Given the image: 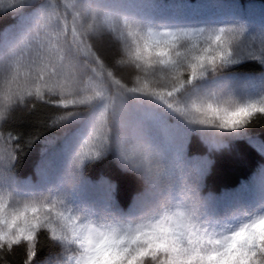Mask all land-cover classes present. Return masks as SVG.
I'll list each match as a JSON object with an SVG mask.
<instances>
[{
  "label": "trees",
  "instance_id": "obj_1",
  "mask_svg": "<svg viewBox=\"0 0 264 264\" xmlns=\"http://www.w3.org/2000/svg\"><path fill=\"white\" fill-rule=\"evenodd\" d=\"M0 2L6 5L9 0ZM34 2L37 5L33 14H38L43 0ZM44 2L51 5V10L40 21L38 39L24 45L22 57L0 62V112L8 116L7 123L0 117V128L23 135L22 151L11 163L8 155L13 145L0 140L1 193L27 198L45 196L49 194L48 185L42 176L49 180L55 177L47 171L37 173L41 157L47 154L56 170L72 158H82L78 201L99 215L111 218L110 214L120 215L117 219L122 221H125L122 217L133 213V202L138 193L145 191L146 181L124 167L115 152L94 155L106 139L105 122L110 115L108 106L96 105L111 92L127 94V89L141 86L145 81L149 88L163 90L158 87L163 83V75L145 76L135 68L132 58L137 42L144 43L149 28L162 31L156 26L223 27L228 23H245L250 33L242 35L236 31L231 39L233 43L243 42L244 50L251 51L256 59L244 60L224 70L231 74L235 93L221 99L233 103L259 101L264 91L260 87L264 63L259 58L264 49L261 32L264 0H93L101 7L91 17L87 10L83 14L77 11L75 6L81 0ZM133 18L149 25L133 23ZM15 22L11 14L0 17V30ZM81 32L85 43L77 49L74 39L78 41ZM70 46L74 53L72 67H66L61 75L50 76L56 71L53 65H59ZM5 51L6 47L0 45V53ZM211 83L203 82L205 86ZM76 93L79 94L76 98L86 103L64 107L61 101L71 100ZM10 96L23 97V102L5 111ZM202 99L187 94L177 96L176 106L183 108L193 101L199 104ZM152 104L160 118L175 126L177 132L178 147L164 152L166 179L180 180L182 172L184 182L195 187L207 211L216 216L245 202H253L254 206L264 200V114L254 113L252 124L243 129L217 130L191 125L158 102ZM73 112L84 113L69 122ZM65 145L68 148L63 150ZM63 183L69 187L72 180L65 176ZM109 186L113 189L110 199L103 195ZM36 250L38 264L49 261L57 264L69 252L63 243L53 240L47 229L40 230ZM25 253L23 242L11 250L0 249V264H24ZM144 260L150 264V258Z\"/></svg>",
  "mask_w": 264,
  "mask_h": 264
},
{
  "label": "snow or ice",
  "instance_id": "obj_2",
  "mask_svg": "<svg viewBox=\"0 0 264 264\" xmlns=\"http://www.w3.org/2000/svg\"><path fill=\"white\" fill-rule=\"evenodd\" d=\"M35 5L37 2L34 0H9L6 5L0 2V17L11 14L16 18L14 24L0 30V45L6 47V51L0 53V62L22 57L24 45L40 36V21L50 15L51 5L43 0L37 10L38 14H33ZM75 7L82 14L87 10L91 17L93 11L101 6L93 0H81ZM132 22L149 25L135 18ZM156 27L163 30L153 31L149 28L144 43L141 45L137 42L132 58L135 68L145 76L154 77L157 73L163 75V83L158 84L163 90L149 88L148 81H145L141 86L127 89V94L122 91L111 92L96 105L108 106L110 115L105 122L106 139L94 155L115 152L124 167L146 181L145 191L138 193L133 202V213L122 217L125 223L117 219L120 215L110 214L115 224H81L77 228L69 223V218L63 213L53 214L50 208L32 206L29 209L25 206L22 210L6 212L7 206L0 198V249L11 250L14 245L20 246L23 242L26 245L24 264H38L35 257L40 230L49 229L54 241L66 243L70 242L68 237L57 236V230L65 233L70 229L74 242H78L80 248L76 264H145V257L150 258V264H264V214L248 218L234 229L209 231L204 223L197 227V221L207 222L204 219L205 203L191 184L187 189L190 195L183 202V211L159 215L161 202H167V193L159 190L161 171L167 165L164 152L165 149L171 150L178 146L175 126L163 121L152 104L153 101L158 102L195 126L238 130L251 125L254 113L264 114V91H261L259 101L233 103L221 99L222 96L235 93L231 74L224 70L244 60L256 59L251 51L244 50L243 42L233 43L231 39L236 31L242 35L249 34L250 28L241 22L228 23L223 27ZM261 32L264 33V26ZM83 37L84 33L81 32L80 39H74L77 49L85 43ZM73 58L70 46L59 65H53L56 71L50 73V76L61 75L66 67H72ZM259 58L264 63V49ZM205 80L212 83L205 86ZM260 87L264 89V78ZM185 94L204 99L199 104L193 101L183 108L176 106L177 96ZM36 95H41L39 90ZM78 95L73 94L71 100H62V105L68 107L71 104L76 107L86 103L78 100ZM22 102L23 97L10 96L5 111H10L13 104ZM82 113H70L69 122L81 118ZM0 117L7 123L8 116L0 112ZM22 139L21 133L0 128V140L13 145L8 155L9 163L22 151ZM82 165V158H72L62 169L56 170L45 154L37 165V173L47 171L55 177L49 180L42 176V181L48 185L46 191L50 195L54 190L62 206L76 205V211L85 216L95 215L77 199ZM65 176L72 180L69 187L64 186ZM12 188L15 190V187ZM112 190V186H109L103 195L110 199ZM144 216H151L152 219L147 223H138L137 218Z\"/></svg>",
  "mask_w": 264,
  "mask_h": 264
},
{
  "label": "rangeland",
  "instance_id": "obj_3",
  "mask_svg": "<svg viewBox=\"0 0 264 264\" xmlns=\"http://www.w3.org/2000/svg\"><path fill=\"white\" fill-rule=\"evenodd\" d=\"M68 145H65L63 150H66ZM166 169L163 168L161 171V183L159 185V190L161 192H166L167 202H161L159 215H163L164 213L171 214L175 211H183V202L187 198L190 193H188V185L184 182L183 173L180 172V180H170L164 177ZM26 195L24 196H11L6 195L5 193L0 192V198H2V202L7 206V211H13L17 209H23L27 206L29 209L32 206L36 207H45L50 208L53 214L55 212H61L65 217L69 218V223L71 225L76 226L77 228L81 224H95L99 225L101 223L104 224H115L111 217L99 215L96 213L95 215H87L84 213L76 211V205L67 204L61 205L58 202V198L53 194H46L45 196H30L29 198ZM253 202H245L244 204H240L239 207H231L229 210L223 212L221 216H216L215 213H211L207 211V208H204V219L208 222L197 221L196 226L200 227L201 223L206 224L209 231L215 229L216 231H220L223 229H234L238 227L241 223L246 222L248 218H256V216L264 214V200L260 201V203L251 205ZM29 215L31 212L29 211ZM152 215H157L153 213ZM152 219L151 216H144L137 219V222H149ZM120 223H125L126 221L119 220ZM49 230V229H47ZM50 231V230H49ZM51 233V231H50ZM66 235L68 237V241L63 243L67 249H69L68 255L64 261L59 262L57 264H76V261L80 255V248L78 242H74L75 238L73 236L72 231L69 229L65 233H62L59 229L57 230V236Z\"/></svg>",
  "mask_w": 264,
  "mask_h": 264
}]
</instances>
